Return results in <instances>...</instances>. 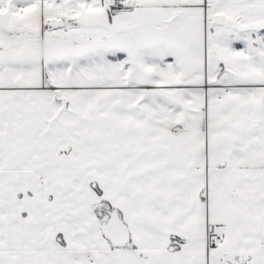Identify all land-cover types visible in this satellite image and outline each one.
<instances>
[{"label": "snow or ice", "instance_id": "obj_1", "mask_svg": "<svg viewBox=\"0 0 264 264\" xmlns=\"http://www.w3.org/2000/svg\"><path fill=\"white\" fill-rule=\"evenodd\" d=\"M0 264H264V0H0Z\"/></svg>", "mask_w": 264, "mask_h": 264}]
</instances>
